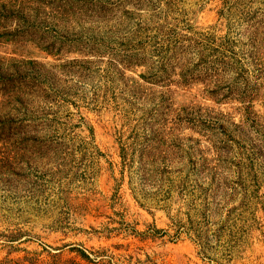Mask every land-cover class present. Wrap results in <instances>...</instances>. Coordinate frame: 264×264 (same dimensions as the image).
<instances>
[{
  "label": "rangeland",
  "instance_id": "obj_1",
  "mask_svg": "<svg viewBox=\"0 0 264 264\" xmlns=\"http://www.w3.org/2000/svg\"><path fill=\"white\" fill-rule=\"evenodd\" d=\"M46 1L0 58L59 154L0 141V264H264V0Z\"/></svg>",
  "mask_w": 264,
  "mask_h": 264
},
{
  "label": "trees",
  "instance_id": "obj_2",
  "mask_svg": "<svg viewBox=\"0 0 264 264\" xmlns=\"http://www.w3.org/2000/svg\"><path fill=\"white\" fill-rule=\"evenodd\" d=\"M33 1H35L34 4L37 3L42 6L53 3L46 0H0V25L2 24L0 26V40H12V37L17 36L19 32H22L23 36L39 34L37 28L29 22L33 17L30 15L32 12L28 11L27 7ZM54 13H56V16H61L62 18H65L64 16L67 15L64 12L63 14L56 11ZM44 16L45 19H48L46 14ZM37 17L35 16L33 19ZM66 20L69 21L68 18ZM12 23H16L17 28L22 29V31L12 33L9 30ZM42 39L44 40V37ZM55 47L56 43L50 42V47L46 46L45 50L51 54L54 53ZM131 57H134L137 63L145 61L144 58H140V55L135 54L131 55ZM3 61L4 59L0 58V141L12 143L14 141L22 149L20 154L23 157L22 166L18 168V172L15 170L12 172L13 175H16L17 181L21 182L25 179L22 174L26 175L22 170L29 171V161L43 164L44 168H53L56 163L54 160L58 156L59 150L56 147L55 141L52 140L53 137H49L50 132L44 128L47 126V121L42 120L38 115L36 119L35 114H33L35 112L36 98L41 101H50L51 96L44 95L37 97L38 86L28 80L30 79L29 76L22 73L23 69L39 71L43 67L42 64L30 61L27 63L19 62L20 66L17 64L9 66L2 63ZM8 62L13 64L18 61L8 60ZM28 66L31 68H28ZM219 91H223V88ZM227 93L236 94L240 99H248V94L244 89L241 90V88L227 90ZM240 101L243 104L246 102L245 100ZM247 103L249 104L247 107L250 108L251 98H249ZM147 177L152 178L153 176L147 174ZM178 236L179 234L176 235V237Z\"/></svg>",
  "mask_w": 264,
  "mask_h": 264
}]
</instances>
